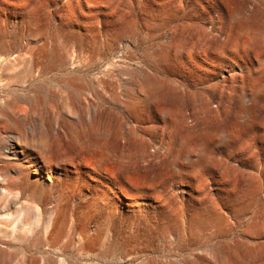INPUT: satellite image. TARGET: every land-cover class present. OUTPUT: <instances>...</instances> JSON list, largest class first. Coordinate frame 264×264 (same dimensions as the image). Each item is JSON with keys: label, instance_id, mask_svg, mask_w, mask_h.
I'll use <instances>...</instances> for the list:
<instances>
[{"label": "rangeland", "instance_id": "1", "mask_svg": "<svg viewBox=\"0 0 264 264\" xmlns=\"http://www.w3.org/2000/svg\"><path fill=\"white\" fill-rule=\"evenodd\" d=\"M0 214V263L264 264V0H0Z\"/></svg>", "mask_w": 264, "mask_h": 264}, {"label": "bare ground", "instance_id": "2", "mask_svg": "<svg viewBox=\"0 0 264 264\" xmlns=\"http://www.w3.org/2000/svg\"><path fill=\"white\" fill-rule=\"evenodd\" d=\"M232 2V1H231ZM230 2V3H231ZM222 44V43H221ZM17 57V56H16ZM145 90V89H144ZM152 90V89H151ZM246 110H247V112L249 113V114H252V112H253V107H252V103L250 102V101H247V103H246ZM12 149H13V155H17V153H20V150H19V148L16 146V145H13V147H12ZM119 153V152H118ZM33 169L35 170V172H36V174H38V172H39V170L40 169H38V168H36V166H33ZM40 171H42V170H40ZM49 173V177H51L50 175H51V171H49L48 172ZM48 175V174H47ZM38 177H40L41 175H40V172H39V174L37 175ZM5 193H7L6 191H4ZM7 217H9V215H7V214H0V232H2L3 230L1 229L2 228V226H3V224L4 223H7V220H8V218ZM10 229H12V228H10ZM6 233V232H5ZM31 233V232H30ZM6 234H9L8 236H11L13 239L12 240H22V239H24L25 238V236H27V234H26V230H24V231H20L15 237H13L12 236V230L10 231V230H7V233ZM71 235H72V233H71ZM69 237V236H68ZM59 238V237H58ZM70 238V237H69ZM53 239V238H52ZM50 240V239H49ZM32 262V261H31ZM26 263V262H25ZM0 264H6L5 262H1ZM17 264H21V263H17ZM23 264V263H22ZM31 264H35L34 262L33 263H31ZM65 264H66V262H65Z\"/></svg>", "mask_w": 264, "mask_h": 264}]
</instances>
